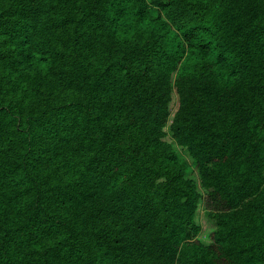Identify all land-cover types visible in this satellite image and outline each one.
Masks as SVG:
<instances>
[{
    "label": "trees",
    "instance_id": "trees-1",
    "mask_svg": "<svg viewBox=\"0 0 264 264\" xmlns=\"http://www.w3.org/2000/svg\"><path fill=\"white\" fill-rule=\"evenodd\" d=\"M0 264H264V0H0Z\"/></svg>",
    "mask_w": 264,
    "mask_h": 264
},
{
    "label": "rangeland",
    "instance_id": "rangeland-1",
    "mask_svg": "<svg viewBox=\"0 0 264 264\" xmlns=\"http://www.w3.org/2000/svg\"><path fill=\"white\" fill-rule=\"evenodd\" d=\"M175 107H176V102H174V104H173V109H174ZM178 149L180 150V152H181V153H182V154H183L188 160H190V159H189V156H188V154H187V152L181 150L179 147H178ZM198 220H199V222H200V224H201V226H202L201 231H200V234H199L198 237H200V238L203 239V240H208V238H209V233H210L211 230H212V226H211L210 222H208L207 219L205 218V216H204V212H203L202 209L199 211Z\"/></svg>",
    "mask_w": 264,
    "mask_h": 264
}]
</instances>
